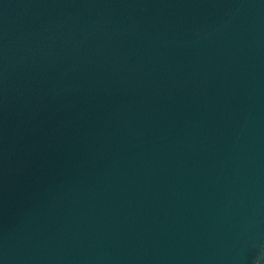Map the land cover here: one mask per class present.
<instances>
[{"label": "water", "instance_id": "water-1", "mask_svg": "<svg viewBox=\"0 0 264 264\" xmlns=\"http://www.w3.org/2000/svg\"><path fill=\"white\" fill-rule=\"evenodd\" d=\"M0 264H264V0H0Z\"/></svg>", "mask_w": 264, "mask_h": 264}]
</instances>
